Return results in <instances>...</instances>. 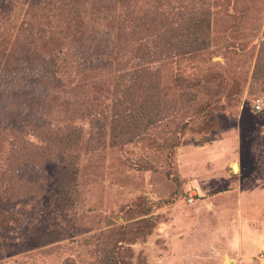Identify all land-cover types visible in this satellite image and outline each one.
Returning <instances> with one entry per match:
<instances>
[{
  "label": "rangeland",
  "instance_id": "rangeland-1",
  "mask_svg": "<svg viewBox=\"0 0 264 264\" xmlns=\"http://www.w3.org/2000/svg\"><path fill=\"white\" fill-rule=\"evenodd\" d=\"M53 1L0 0V264H257L264 0H90L85 33L86 22L56 15ZM202 1L211 32L198 55L175 56L171 45L164 53L155 32L133 39V65L158 70L162 92L137 110L138 129L122 132L120 68L103 59L97 72L90 54L119 36L128 3L134 17L158 15L168 37L176 28L190 41L198 19L184 15ZM66 49L85 53L76 71L30 74ZM21 70L31 76L18 85ZM169 105L199 112L174 120Z\"/></svg>",
  "mask_w": 264,
  "mask_h": 264
},
{
  "label": "trees",
  "instance_id": "trees-1",
  "mask_svg": "<svg viewBox=\"0 0 264 264\" xmlns=\"http://www.w3.org/2000/svg\"><path fill=\"white\" fill-rule=\"evenodd\" d=\"M90 0H54L53 6L51 7L52 11L55 12L56 15L60 16H66L65 14H74L78 17L79 20H82L83 23L86 22V16H83V14H87V8L89 6ZM207 3H204L203 1L199 5V9H193L191 12L188 11L187 15L185 16H197L198 21H196L197 29H195V32L192 37V39L189 41V32H178L176 28L169 29L168 32H170V36H167L166 31V25L163 26V21L160 16H156V18L149 17L148 11H143V13L140 16L133 15L132 8L130 7L129 3L127 8L121 11L120 17H119V27H118V33L119 36H117L115 39L111 38V35H107V37L103 50H96V52H93L90 54L92 57L89 60H94L95 57L99 59L97 67H90L92 69H96L97 72H101L105 70V61H107L108 67L117 66L120 68L118 70L119 78L116 82L117 89L114 91V93H117L121 91V94H118L117 101L118 106L119 104L123 105L122 108L126 111V116L128 117L125 119L124 122V130L122 132L128 133L132 127L137 128V125H133V117H135V114L137 113V110L142 111L146 110V107L144 104L148 103L151 98H158L160 93L162 92V89L160 88V73L158 70H154L153 67L150 65H143L141 67H135L132 62V44L133 39L136 37L138 40L140 34L144 35L147 34V36L152 35L153 32L157 34V38L162 46V51L165 53V46H173L175 49V56L178 55V57H182L185 55L193 56L198 55L202 51L206 50L209 45V36L211 32V21H210V15L211 10L207 9L205 7ZM139 13V12H138ZM136 22V24L134 23ZM86 28L85 30H82L83 33L88 31L90 24L88 22L85 23ZM133 25H135L138 30L137 34L133 33ZM175 30V32L173 31ZM174 32V33H173ZM50 38V37H49ZM94 37H91V42L94 41ZM171 39H173L175 42H169ZM147 41V40H145ZM167 41V42H166ZM154 47V46H153ZM149 50V49H147ZM158 51V50H157ZM143 56L151 54V50L149 52L144 51ZM80 52L76 49L72 50H62V51H56L51 52L45 55L41 60H39L35 68L32 69L30 74L42 76L45 77L46 71L54 75L56 74H66L69 71L73 69V67H77L79 65H83L82 61L84 60V54H79ZM157 53V52H156ZM162 54V52H161ZM82 59V60H81ZM105 59V61L101 62V60ZM102 65V66H99ZM96 65V64H95ZM93 66V65H92ZM86 67H84L85 69ZM77 68L73 69V71H76ZM29 73L25 72V70L18 71L17 78L19 79L16 83L19 85L21 83V78H27V76H31ZM154 79H158L157 81H154ZM209 82V78H206L205 80H199L198 83L201 82ZM14 83V84H16ZM205 84L201 83L200 85ZM116 94V95H117ZM56 97V96H55ZM137 98H141L142 104L139 105L138 108H136ZM195 99V94L191 95V98H189L190 101H193ZM194 108V107H193ZM196 112H199L198 109L194 108ZM168 110L170 114H173L172 118L174 120H180L183 117L186 118L187 116L193 115L192 113H196L195 110H192V106H187L184 109H178L176 107H171V105L168 106ZM182 111V112H181ZM162 112V110H161ZM197 114V113H196ZM162 122V120H159ZM99 122V121H98ZM126 123V125H125ZM154 123V121H152ZM151 123V124H152ZM3 127L0 126V129ZM132 131H130L131 133ZM143 131L142 129L137 130L136 133H132L133 135H136L140 137L142 135ZM132 135V136H133ZM131 140V139H130ZM70 149L73 147H76L81 144V139H71L70 142ZM66 145V142H65ZM172 146V145H169ZM176 144L174 145V147ZM35 147L38 150V156L39 154L44 157V155H48L47 151L42 149L41 146L35 145ZM61 147V146H60ZM51 149H54L55 147H50ZM171 148V147H170ZM69 149H66V151ZM53 152V150H52ZM65 150L59 151V154L56 156H59V159L64 160L67 159L68 156L64 154ZM67 165V164H66ZM65 167L67 168V166Z\"/></svg>",
  "mask_w": 264,
  "mask_h": 264
},
{
  "label": "built area",
  "instance_id": "built-area-1",
  "mask_svg": "<svg viewBox=\"0 0 264 264\" xmlns=\"http://www.w3.org/2000/svg\"><path fill=\"white\" fill-rule=\"evenodd\" d=\"M257 108H259V105H257ZM192 200V199H190ZM257 264H264V251L260 253V255L258 256V262Z\"/></svg>",
  "mask_w": 264,
  "mask_h": 264
},
{
  "label": "water",
  "instance_id": "water-1",
  "mask_svg": "<svg viewBox=\"0 0 264 264\" xmlns=\"http://www.w3.org/2000/svg\"><path fill=\"white\" fill-rule=\"evenodd\" d=\"M236 165H237V164H234V169H235V170H236Z\"/></svg>",
  "mask_w": 264,
  "mask_h": 264
},
{
  "label": "bare ground",
  "instance_id": "bare-ground-1",
  "mask_svg": "<svg viewBox=\"0 0 264 264\" xmlns=\"http://www.w3.org/2000/svg\"><path fill=\"white\" fill-rule=\"evenodd\" d=\"M238 168V166L236 165V169Z\"/></svg>",
  "mask_w": 264,
  "mask_h": 264
}]
</instances>
